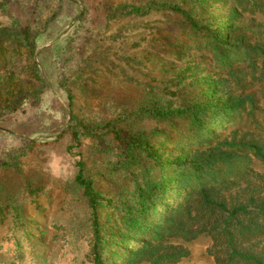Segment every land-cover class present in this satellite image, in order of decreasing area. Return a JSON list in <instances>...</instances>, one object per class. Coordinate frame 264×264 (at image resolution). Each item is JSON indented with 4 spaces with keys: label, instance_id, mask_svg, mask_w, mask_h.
<instances>
[{
    "label": "rangeland",
    "instance_id": "1",
    "mask_svg": "<svg viewBox=\"0 0 264 264\" xmlns=\"http://www.w3.org/2000/svg\"><path fill=\"white\" fill-rule=\"evenodd\" d=\"M163 1L0 0V264H88L87 211L66 152L73 132L86 174L100 176L102 163L114 161L127 135L165 129L132 121L148 91L191 100L199 91L192 74L215 72L207 49L187 47L192 36L179 15L164 9L127 13ZM231 6L216 0L198 18L220 20ZM249 19L240 13L232 22L252 43L255 36L241 30ZM253 19L264 23V16ZM260 89L254 84L248 94L257 101L252 117L264 126ZM248 123L242 113L213 129L224 138L251 131ZM176 142L151 139L165 158L182 162L178 157L195 146ZM250 169L264 173L254 158ZM176 244L187 253L178 264H213L205 235Z\"/></svg>",
    "mask_w": 264,
    "mask_h": 264
},
{
    "label": "trees",
    "instance_id": "2",
    "mask_svg": "<svg viewBox=\"0 0 264 264\" xmlns=\"http://www.w3.org/2000/svg\"><path fill=\"white\" fill-rule=\"evenodd\" d=\"M215 2L203 6L202 0H164L155 8L147 4L127 12L164 9L179 15L191 32L187 47L207 49L216 70L192 74L199 91L191 100L148 91L131 112L132 121H151L165 129L127 135L113 153L114 161L102 163L100 176L86 174L75 151L79 136L73 132L74 144L66 152L87 211L88 264H178L187 253L176 243L200 235L209 239L213 264H264V173L250 169L251 158L264 167V126L253 119L257 101L248 94L259 85L264 107V23L253 19L264 16V0H227L233 6L224 18L200 20L199 12ZM240 13L250 16L241 30L255 36L252 43L233 25ZM27 35L22 39L27 41ZM242 113L251 131L217 135L215 126ZM156 135L195 148L178 157L182 162L170 160L151 143Z\"/></svg>",
    "mask_w": 264,
    "mask_h": 264
}]
</instances>
